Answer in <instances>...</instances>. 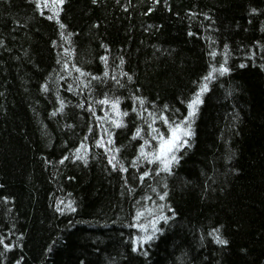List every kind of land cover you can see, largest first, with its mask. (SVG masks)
<instances>
[{"label": "trees", "instance_id": "obj_1", "mask_svg": "<svg viewBox=\"0 0 264 264\" xmlns=\"http://www.w3.org/2000/svg\"><path fill=\"white\" fill-rule=\"evenodd\" d=\"M60 8L57 23L35 0H0V237L11 246H0V264H264V0ZM225 59L229 72L209 82L191 147L177 153L171 175L141 181L156 165H132L143 143L131 139L136 127L146 134L149 113L165 105L173 119L187 115L182 101ZM105 95L121 100L126 127L96 119L111 112L97 103ZM133 97L145 100L144 120ZM101 137L114 141L107 153L96 147ZM110 156L128 171H114ZM161 204L170 219L142 249L147 257L134 253L139 233L127 225L138 208ZM215 229L227 245L215 243Z\"/></svg>", "mask_w": 264, "mask_h": 264}, {"label": "snow or ice", "instance_id": "obj_2", "mask_svg": "<svg viewBox=\"0 0 264 264\" xmlns=\"http://www.w3.org/2000/svg\"><path fill=\"white\" fill-rule=\"evenodd\" d=\"M65 0H35V7L40 10L41 15H44V10H47L51 13L46 18L52 20L56 18V22L59 23V14H60V6L64 4ZM95 2V0H94ZM60 28L63 29L64 25L60 24ZM191 35V33H189ZM217 53L215 51L210 52V56L215 59ZM225 55L227 56V46H225ZM101 60L105 63L107 62V57H101ZM123 61H121L122 63ZM59 63V61H58ZM241 67L245 65L241 64ZM75 68V66L73 65ZM67 68V65H65ZM76 72H79L81 76L87 75L82 72L81 69L75 68ZM229 72V68L227 67V59L224 60L223 63H220L218 66L214 64L209 65L208 73L203 76L202 81L197 83V90L192 94V96L187 101H182L185 103L187 108V115L180 117L179 119H173L170 116L165 115V113L169 112L171 109L168 105H165L164 108L157 113L150 112L149 117L150 120L147 121L148 132L145 134L144 128L142 126H137L135 132L133 133L131 139L137 140L140 139L143 141L139 150L138 156L136 159L132 161L133 166H137L139 161L144 160L148 164L156 165L155 169L144 171L139 179L143 181L146 177H148L152 171H155L156 175H160L161 172L166 173L168 175L172 174L173 167L179 163V156L177 153L181 151L184 147H191V138L194 135L193 123L195 122V118L198 115L199 107L203 103V96L209 90V82H211L214 77L222 76ZM105 76H107V72H105ZM92 79H99L96 76H92ZM115 79V77H113ZM131 77H129V80ZM72 89V85H69V90ZM47 91V88H44ZM59 99V98H58ZM133 107L132 111L136 113L137 118L144 120L142 115L143 111H147L144 108L145 100L143 98L133 97ZM137 102L139 104V108H137ZM97 103L100 105H104L106 107L111 108V112H106L105 116L99 117L96 119L98 121H104L106 124H111L114 128H123L127 125L124 122V117H127L129 113L127 111H121L120 104L121 100L119 98H110L105 95L104 99L98 100ZM61 107L58 111H62L64 104L60 101ZM83 107V105H81ZM92 115H96L95 111L89 107L88 109ZM179 111L178 109L176 110ZM57 113L53 112L52 115L55 116ZM175 115V112L173 113ZM157 120L162 122L164 128L167 129V132L162 131L160 127H155L154 125L157 123ZM99 126V125H98ZM102 132L105 135L111 137L112 133L109 128H102ZM150 141H155V145L151 144ZM114 141L110 138L108 141H104L103 137L100 140L96 141V147H103L105 152L109 151V145L113 144ZM84 148L82 144L80 148L76 149L77 153H80L81 149ZM146 149H150L147 150ZM119 152V149H116ZM77 159H83L82 156L77 155ZM68 157H64L60 161L63 163L64 160H67ZM109 164L112 165L113 170H119L120 172H127L128 169L124 166V164L120 163L116 156L109 157ZM167 188V185H164ZM155 192L156 190L153 189ZM159 199L164 201L167 197L168 193L165 191L163 194H159ZM147 200H151L152 198L146 197ZM139 203V202H138ZM66 207L70 211H75V207L73 206V202H69ZM168 207L165 204H161L155 208H138L136 210L135 216L133 217V221L127 225L128 227L135 228L137 230L138 235H135L131 238L132 251L134 253L141 252L145 257H147L148 253L144 249L145 245H150V243L156 239L157 233L161 230L157 227L158 224L163 221L167 223L170 217L163 214V209ZM57 210L60 211L59 203L57 205ZM169 211H172L171 208H168ZM150 218V219H149ZM147 220V223L142 221ZM213 237V240L218 245L224 246L227 245V240L223 239L219 235V229H215L213 232L209 233ZM0 246L4 248V251H11V246L5 242L4 237H0ZM19 264V261L17 262Z\"/></svg>", "mask_w": 264, "mask_h": 264}, {"label": "bare ground", "instance_id": "obj_3", "mask_svg": "<svg viewBox=\"0 0 264 264\" xmlns=\"http://www.w3.org/2000/svg\"><path fill=\"white\" fill-rule=\"evenodd\" d=\"M150 143H151V142H150ZM151 144H153V145H154V143H151ZM147 150H150V149H146V151H147Z\"/></svg>", "mask_w": 264, "mask_h": 264}]
</instances>
